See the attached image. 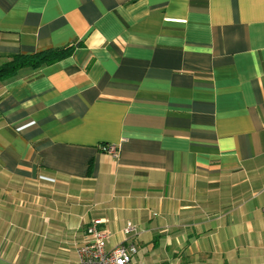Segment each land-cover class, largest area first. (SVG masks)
I'll list each match as a JSON object with an SVG mask.
<instances>
[{
    "label": "crops",
    "instance_id": "0c3cea01",
    "mask_svg": "<svg viewBox=\"0 0 264 264\" xmlns=\"http://www.w3.org/2000/svg\"><path fill=\"white\" fill-rule=\"evenodd\" d=\"M73 45L0 82V264H79L94 221L131 264H264V0H0V64Z\"/></svg>",
    "mask_w": 264,
    "mask_h": 264
},
{
    "label": "built area",
    "instance_id": "2783aa9c",
    "mask_svg": "<svg viewBox=\"0 0 264 264\" xmlns=\"http://www.w3.org/2000/svg\"><path fill=\"white\" fill-rule=\"evenodd\" d=\"M104 150L113 157L120 156V147L107 145ZM100 221H94L86 228V242L77 249L79 264H131L138 249L135 245L120 244L107 250L109 233L101 229ZM134 231L133 226H128L125 233Z\"/></svg>",
    "mask_w": 264,
    "mask_h": 264
},
{
    "label": "trees",
    "instance_id": "16d2710c",
    "mask_svg": "<svg viewBox=\"0 0 264 264\" xmlns=\"http://www.w3.org/2000/svg\"><path fill=\"white\" fill-rule=\"evenodd\" d=\"M75 45L66 48H51L33 54H19L6 58L0 64V82L15 77L25 68L39 69L44 65H50L69 57Z\"/></svg>",
    "mask_w": 264,
    "mask_h": 264
}]
</instances>
